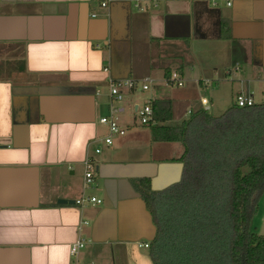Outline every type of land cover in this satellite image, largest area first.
<instances>
[{"label":"crops","instance_id":"0c3cea01","mask_svg":"<svg viewBox=\"0 0 264 264\" xmlns=\"http://www.w3.org/2000/svg\"><path fill=\"white\" fill-rule=\"evenodd\" d=\"M173 71L184 87L166 84ZM146 78L148 91L111 100L110 80ZM227 84L264 98V0H0V264H153L157 227L139 189L147 180L162 198L181 184L186 149L155 142L152 126L210 115ZM143 97L170 102L169 121L141 124ZM119 103L135 118L116 117L126 134L108 146L100 120ZM82 196L103 204H58Z\"/></svg>","mask_w":264,"mask_h":264},{"label":"trees","instance_id":"16d2710c","mask_svg":"<svg viewBox=\"0 0 264 264\" xmlns=\"http://www.w3.org/2000/svg\"><path fill=\"white\" fill-rule=\"evenodd\" d=\"M153 109L155 122L171 118L170 102ZM152 135L186 149L181 184L162 198L147 180L139 189L157 227L153 264H264V236L251 228L264 193V104L218 118L198 111L180 127L152 126Z\"/></svg>","mask_w":264,"mask_h":264},{"label":"built area","instance_id":"2783aa9c","mask_svg":"<svg viewBox=\"0 0 264 264\" xmlns=\"http://www.w3.org/2000/svg\"><path fill=\"white\" fill-rule=\"evenodd\" d=\"M103 8L108 7V2L105 1L101 4ZM154 80L152 78H146L142 81L134 80V79H126V80H110L109 81V93L110 98L113 102H122L125 97L126 91H136L141 88L142 91H148L153 85ZM166 84L168 86L182 88L185 85L184 80L181 76L173 71L169 78L166 79ZM209 83H205V87H208ZM209 104L208 99L202 100V105L207 106ZM235 105L238 108H247L253 107L255 105L254 100L250 95L246 93H239L235 99ZM209 111V110H208ZM136 115L139 118V121L143 125H149L154 122V111L152 108V104L148 103L143 108L137 106L136 107ZM119 113V110L113 106L110 109V115L104 117L100 120V124L107 126L109 129V135L104 139L106 145L111 146L113 144V137L116 136H124L126 134V130L120 126L118 120L116 118V114ZM101 150L97 149L96 154H100ZM95 176V167L93 161L88 157L85 160V184L84 190L90 187L94 183ZM86 204L90 205H102L103 201L98 199L97 197H86L82 196L78 200L75 201V206L79 208H84ZM83 225H87V222H82ZM87 246V241L84 239L78 240L74 243L70 249V255L72 258H77L82 250H84ZM145 247H149V244L144 245Z\"/></svg>","mask_w":264,"mask_h":264},{"label":"rangeland","instance_id":"374dc122","mask_svg":"<svg viewBox=\"0 0 264 264\" xmlns=\"http://www.w3.org/2000/svg\"><path fill=\"white\" fill-rule=\"evenodd\" d=\"M227 85H229V86H227L228 90L222 96L218 95V98H215V96L211 93V95H213L214 106L210 111V115L215 117V118L221 117L222 115L227 113V111L230 108H232L235 104V99H236L238 94L232 95V93L235 92L236 86H232L231 84H227ZM253 88L255 89V102H256V104L264 103V101H262V100H264V98H263V95L261 94L260 88L256 87V85ZM140 94H144L143 95L144 97L149 96L148 92H143ZM144 97L142 98L141 101H139L141 108H143L145 106V102H144L145 100H143ZM233 100H234V102H233ZM114 106L116 108H118L120 106V103L115 104ZM109 115H110V112H108L107 116H109ZM115 116L118 119L121 117L123 119H126V118L128 119L130 117H133V119L135 118L134 113L132 111H129V110L125 111V113H117ZM137 119L139 120L138 117H137ZM89 190H90V188L86 192H89ZM90 192H91V190H90ZM90 192L88 193V195L90 194ZM257 207H258V210H257L256 214L253 216V218L251 219V228L255 233H258L259 235L264 236V193H262V195L261 194L259 195L258 200H257Z\"/></svg>","mask_w":264,"mask_h":264},{"label":"water","instance_id":"95a60500","mask_svg":"<svg viewBox=\"0 0 264 264\" xmlns=\"http://www.w3.org/2000/svg\"><path fill=\"white\" fill-rule=\"evenodd\" d=\"M58 204L60 205H75V201L59 200Z\"/></svg>","mask_w":264,"mask_h":264}]
</instances>
